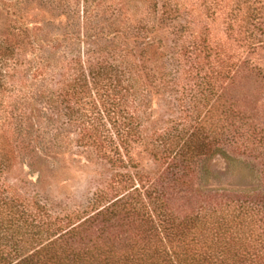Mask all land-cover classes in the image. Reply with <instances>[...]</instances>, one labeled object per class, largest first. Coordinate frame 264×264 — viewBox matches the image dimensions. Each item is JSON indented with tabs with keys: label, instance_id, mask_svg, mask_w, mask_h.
I'll return each mask as SVG.
<instances>
[{
	"label": "trees",
	"instance_id": "trees-1",
	"mask_svg": "<svg viewBox=\"0 0 264 264\" xmlns=\"http://www.w3.org/2000/svg\"><path fill=\"white\" fill-rule=\"evenodd\" d=\"M260 1L230 0L229 29L240 20L244 27L250 24L247 13ZM0 2L7 8L0 34V264H264L261 202L230 199L181 215L169 208L162 190L148 181L141 184L132 154L137 145L186 175L199 156L221 144L239 147L255 140L256 146L247 142L244 147L256 151L264 146L251 133L239 136L219 120L198 116L170 121L154 132L155 138L143 134L137 114L141 86L149 79L143 50L139 64L132 49L112 42L109 30L114 27L124 38L141 33L146 37L157 23L181 17L175 2L168 0L166 8L165 3L159 8L158 0ZM30 2L49 9L53 18L29 14L25 4ZM56 11L65 20L54 17ZM122 15L134 22L126 29L117 22ZM251 37L252 33L246 37L253 41L249 45L256 44ZM20 78L23 82L16 86L13 80ZM206 109V114L214 113L218 106ZM49 114L78 122L80 143L94 146L112 166L133 170L121 175L127 176L125 192L107 203L96 198L93 212L65 225L52 221L46 206L6 185L19 145H32L28 121L34 119L43 132ZM115 217L135 223V236L125 245H120L119 235L109 244L91 239L93 228L101 225L105 231ZM86 239L94 243L81 246Z\"/></svg>",
	"mask_w": 264,
	"mask_h": 264
},
{
	"label": "rangeland",
	"instance_id": "rangeland-1",
	"mask_svg": "<svg viewBox=\"0 0 264 264\" xmlns=\"http://www.w3.org/2000/svg\"><path fill=\"white\" fill-rule=\"evenodd\" d=\"M167 1L158 0L159 8L164 3L166 8ZM172 1L181 8V17L175 22L157 23L146 37L141 33L124 38L114 27H106L110 38L114 37L112 42L132 49L139 64L143 50V64L149 74L140 89L143 98L137 111L144 124L143 134L155 138L154 132L170 121L198 116L219 120L239 136L251 133L260 144L264 143V0L251 4L247 13L250 24L244 27L240 20L234 30L228 26L230 0ZM25 7L37 18H53L46 11L49 9L36 3ZM143 8L138 5V10L146 13ZM6 10L0 2V34L7 22ZM59 14L56 11L54 17L65 20ZM117 22L123 29L134 23L123 15ZM251 33L257 41L254 45H249L253 42L250 38L246 39ZM22 82L21 78L13 80L16 86ZM206 103V108L216 104L218 110L206 114L205 108L201 112ZM194 105L200 110L193 111ZM48 117L49 123L41 118L46 123L40 121L45 126L43 132L37 130L34 119L28 121L32 145H19L6 185L15 194L46 206L52 221L65 225L69 219L93 212L96 198L107 203L125 192L127 176L121 175L133 170L112 166L94 146L80 143L78 122L53 114ZM54 135L58 142L52 138ZM247 142L250 147L257 144L247 140L239 147L221 144L212 148L195 160L187 175L168 168L164 160L156 161L143 145L135 146L132 154L138 163L141 184L148 181L162 190L169 208L183 215L195 213L206 203L230 199L264 204V146L252 151L244 147ZM110 224L105 231L101 225L93 228L91 239L109 244L119 235L120 245H125L137 233L136 224L127 219L115 217ZM94 241L86 239L81 246Z\"/></svg>",
	"mask_w": 264,
	"mask_h": 264
}]
</instances>
